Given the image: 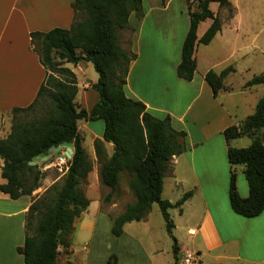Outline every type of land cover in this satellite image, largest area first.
Returning <instances> with one entry per match:
<instances>
[{"label":"trees","instance_id":"trees-1","mask_svg":"<svg viewBox=\"0 0 264 264\" xmlns=\"http://www.w3.org/2000/svg\"><path fill=\"white\" fill-rule=\"evenodd\" d=\"M212 2L221 7L232 6L229 0H201L197 11L189 10L190 25L176 70L181 80L193 81L198 65L197 47L209 45L222 30L220 17L210 9ZM72 8L75 20L69 29L31 33L33 51L47 76L29 107L11 111L14 114L29 112L40 101L48 99V115L30 122L15 121L11 134L7 138L0 137V159L4 162L1 175L5 180L0 184V192L13 200L31 196L40 187L43 173L38 165H30L35 157L52 147L58 148L67 142L73 144L74 154L62 184L53 185L30 206L26 214L25 243L18 252L23 255L25 264H58L60 248L68 258L72 254L71 236L75 221L90 206L81 185L92 171L78 122L103 121V139L94 143L97 158L104 159L100 168L102 184L114 192L119 187L122 173L127 172L136 199L113 220V235L121 237L126 224L145 220L153 205L157 204L167 232L174 240L175 264H179L180 248L173 236L175 223L170 210L179 208L181 212L193 191L185 193L173 204L163 198V189L171 161L187 149V133L173 127L170 115L163 119L155 117L145 103L128 97L125 92L131 64L137 60L138 54L122 47L119 33L130 28L132 15L139 20L143 18V0H75ZM207 20L212 23L199 37V25ZM83 62L92 63L99 74L98 81L91 86L98 101L89 109L78 107L77 76L66 66ZM234 71L230 65L219 73L209 70L205 74L204 79L214 97L227 90L225 80ZM260 85H264V73L254 76L244 88L253 89ZM262 129L264 97L259 99L253 114L223 132L231 166L230 205L234 213L249 219L264 211V142L257 135ZM243 137L252 140L249 147L232 145L233 141ZM106 143L113 145V154L108 158L105 157ZM239 168L248 184L247 198H242L238 191ZM65 264L72 263L67 259ZM107 264H117L116 256L112 255Z\"/></svg>","mask_w":264,"mask_h":264},{"label":"crops","instance_id":"crops-1","mask_svg":"<svg viewBox=\"0 0 264 264\" xmlns=\"http://www.w3.org/2000/svg\"><path fill=\"white\" fill-rule=\"evenodd\" d=\"M74 1L0 0V113L16 108H27L35 101L38 91L46 79L47 72L41 65L38 55L33 51L30 35L33 32L46 33L54 28L69 29L75 20V12L72 8ZM164 3L165 1L162 0L150 1L147 7L145 0H143L144 18L139 24V30L135 32L132 44V50L138 54V58L131 64L125 92L128 97L145 103L147 110L155 117L163 119L170 115L173 127L178 131L187 133L185 139L187 149L171 161L170 172L164 180L163 194L167 182H169L170 192L178 195L175 198L166 199L173 204L185 193L193 191V196L183 205L181 213L183 215L185 208L190 207L193 214L199 215L195 226L189 227L188 232L196 237L200 235L204 247L196 246L195 250L191 251L183 248L179 241L178 246L180 255L191 254L196 260L195 264H203L202 256H207L219 249L233 247L236 242L234 239L235 226L245 224L248 227L250 223L256 224L257 218H261L264 211L258 217L249 219L237 215L231 208L229 201L231 166L227 156L228 145L223 132L229 126L238 124V121L221 101L220 93L223 90L217 97H214L204 75L200 82V90L192 98L182 103V107L175 112L170 108L165 109V104L161 103L165 99V88L150 96L141 94L131 87L132 73L140 60L135 45L137 42L141 44L147 26L155 29L159 23L162 24L165 21L166 8ZM185 16L183 34L176 45L173 63L177 78L176 70L181 61L182 46L190 25L189 13L182 15V17ZM133 18L136 17L132 15L129 24L132 23ZM242 26L240 8L236 7V15L228 28L231 32H235ZM226 32L227 30L221 32V36H224L223 34ZM81 64L77 66L67 64V67L76 74L75 68L81 72L85 70ZM196 77L188 84L195 85ZM80 91L79 89L78 97ZM81 98H84L81 105L87 109L92 108L98 101V96L92 89L84 90ZM91 123L93 127L96 126L95 122ZM97 126H99V132L94 134L103 139L104 124H97ZM0 160V184H2L5 183L1 175L4 162L2 159ZM240 172L243 173L241 168L237 170L238 191L242 198H247L249 196L248 184L246 185L240 179ZM36 197H38V193L13 200L0 192V264H25L24 257L18 252V248L25 243L26 214ZM89 208L75 221L73 232L75 229H79L92 235L95 234L97 221L92 216H87ZM147 218L140 222L146 221ZM132 224L133 222L128 223L125 227ZM125 227L123 235L119 239L120 249H116L115 253L110 251L100 253L99 249L96 252L92 248L81 264H107L112 255H116L117 264H140L139 262L162 264V260L158 258L161 254L160 250L156 247L143 248L138 239L126 233ZM94 241L95 237L92 236V245ZM59 250L61 253L59 257L65 256L63 249L60 248ZM71 250L75 255L76 251L72 247ZM216 258L221 261L228 259L239 261L242 257L239 255L237 258L236 256H229L224 251V253H218ZM66 261L67 258H65V263Z\"/></svg>","mask_w":264,"mask_h":264},{"label":"rangeland","instance_id":"rangeland-1","mask_svg":"<svg viewBox=\"0 0 264 264\" xmlns=\"http://www.w3.org/2000/svg\"><path fill=\"white\" fill-rule=\"evenodd\" d=\"M150 1L154 2L155 0H145L147 7ZM200 1L165 0V21L162 24L159 23L155 29L147 26L141 44L137 42L135 45L140 60L132 73L131 87L141 94L150 96L165 88V99L162 102L161 100L158 101L165 104V109L170 108L176 112L182 107V103L192 98L200 90V82L208 70L219 73L232 65L235 71L225 80L227 91L223 90L220 97L239 124L254 113L257 102L264 97V85L254 89L244 88V85L254 76L264 73V0H229L232 3L231 7H221L215 2L210 3V9L222 21L221 32L224 30L227 32L223 34L224 36H221L222 33L220 32L207 46H198L195 53L198 59L195 75L198 76H195V85H189V82L176 77L173 63L176 45L183 34V19L186 16L182 17V15L189 13L190 9L197 11ZM235 6L240 8L243 26L238 31L231 32L228 25L231 24L236 15ZM142 19L133 18L130 28L119 33L120 42L124 49L132 50L134 35L136 30H139ZM210 23L212 21L207 20L199 25L198 36L205 33ZM81 65L85 67L83 72L75 68L78 87L81 90L80 96L77 95L76 103L78 107L85 108L81 105L84 99L81 98V95L84 90L89 91L91 89L92 83L98 81L99 74L92 63L83 62ZM49 109V101L44 99L38 103L34 110L29 112L14 114L8 111L0 113V137L7 138L11 134L15 121L24 123L44 119L48 115ZM95 124L96 126L93 127L91 122L85 120L78 122V130L84 138L83 145L92 165V171L82 182L81 189L91 202L87 216H92L97 221L96 232L92 235L89 232L75 229L72 235V249L76 251V254L72 253L69 258L67 256L59 257V264H65V258L70 260L72 264H81L92 248L96 252L99 249L100 253L114 252L116 249H120V237H115L112 232L113 220L124 212L128 204L136 200L129 186L131 177L127 172L122 173L119 187L114 192L102 184L100 168L104 159L97 158L94 143L95 140L100 139V136L94 133L99 132L97 124L103 125L104 122L96 121ZM257 135L258 139L264 142V129L259 130ZM251 142L250 138L243 137L235 140L233 146L245 148L249 147ZM105 150V157H110L113 154V145L106 143ZM64 152L65 149L63 148L59 153L52 154L46 162L38 165L43 173V178L40 181V187L33 193H38L36 198L43 196L53 185L62 184L68 170L65 169V166H58V159ZM240 173V179L247 185L245 176L242 172ZM168 183L163 198L177 197L176 193L172 192L173 195L170 192ZM109 195H111L110 200L106 201ZM185 209L183 215L179 208L170 210L171 218L175 223L173 236L183 248L192 251L195 250L196 246L204 247V243L200 235L196 237L188 232L189 227L195 226L199 215L193 214L190 207ZM257 219L256 224L250 223L248 227L245 224L235 226L234 239L236 242L233 247L219 249L207 256H202V263L264 264V213L261 218ZM125 231L128 235L138 239L143 248H158L161 252L158 258L162 260V264H175L174 240L167 232L165 220L157 204L153 205L146 221L133 222L132 225L125 227ZM92 236L95 237L93 245ZM224 251L229 256H236L237 258L239 255L242 258L239 261L236 259L224 261L217 259L216 255L224 253ZM182 255L186 256L185 254L180 255L179 264H184ZM139 263L144 264L143 262Z\"/></svg>","mask_w":264,"mask_h":264},{"label":"water","instance_id":"water-1","mask_svg":"<svg viewBox=\"0 0 264 264\" xmlns=\"http://www.w3.org/2000/svg\"><path fill=\"white\" fill-rule=\"evenodd\" d=\"M63 148L65 149L64 153H65L66 157L71 160L72 157H73V154H74L73 144L67 142V143L62 144L58 148L52 147L46 153L35 157L33 159V161L30 162V165L36 166V165H39V164H41L43 162H46L52 156V154L59 153L61 151V149H63Z\"/></svg>","mask_w":264,"mask_h":264},{"label":"built area","instance_id":"built-area-1","mask_svg":"<svg viewBox=\"0 0 264 264\" xmlns=\"http://www.w3.org/2000/svg\"><path fill=\"white\" fill-rule=\"evenodd\" d=\"M69 161L70 159H68L64 154H62V156L58 159V166L60 167H64L65 169H69ZM196 260L194 259V256L191 254H186V256L184 257V264H195Z\"/></svg>","mask_w":264,"mask_h":264},{"label":"bare ground","instance_id":"bare-ground-1","mask_svg":"<svg viewBox=\"0 0 264 264\" xmlns=\"http://www.w3.org/2000/svg\"><path fill=\"white\" fill-rule=\"evenodd\" d=\"M103 250V249H102Z\"/></svg>","mask_w":264,"mask_h":264}]
</instances>
